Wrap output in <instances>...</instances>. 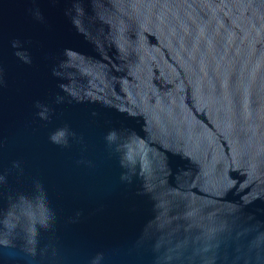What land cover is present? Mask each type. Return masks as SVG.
Masks as SVG:
<instances>
[{"label":"water","instance_id":"95a60500","mask_svg":"<svg viewBox=\"0 0 264 264\" xmlns=\"http://www.w3.org/2000/svg\"><path fill=\"white\" fill-rule=\"evenodd\" d=\"M0 264H264V0H0Z\"/></svg>","mask_w":264,"mask_h":264}]
</instances>
